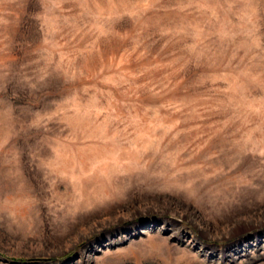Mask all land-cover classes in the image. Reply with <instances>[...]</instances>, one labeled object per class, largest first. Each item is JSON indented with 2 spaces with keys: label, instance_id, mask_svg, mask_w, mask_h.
<instances>
[{
  "label": "rangeland",
  "instance_id": "1",
  "mask_svg": "<svg viewBox=\"0 0 264 264\" xmlns=\"http://www.w3.org/2000/svg\"><path fill=\"white\" fill-rule=\"evenodd\" d=\"M0 264H264V0H0Z\"/></svg>",
  "mask_w": 264,
  "mask_h": 264
}]
</instances>
